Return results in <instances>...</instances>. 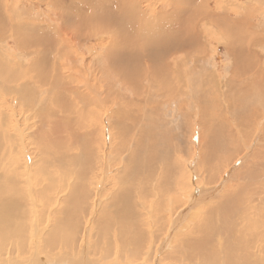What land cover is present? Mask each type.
<instances>
[{
    "label": "rangeland",
    "instance_id": "obj_1",
    "mask_svg": "<svg viewBox=\"0 0 264 264\" xmlns=\"http://www.w3.org/2000/svg\"><path fill=\"white\" fill-rule=\"evenodd\" d=\"M60 1L56 0L59 4L57 3L55 7L51 0H0V22H2V25L0 23V40L4 39L8 44L5 47L4 43L3 45L0 43V64L3 62L1 65L9 66L14 69L16 74L17 68L21 70L18 66H21L22 69L30 68L29 66L34 64L35 58L31 54H26L27 52L24 53L22 51L21 53V50L19 51L16 46V36L27 34L23 37H25V40H30L31 36L28 37L30 34L44 35V38L50 37L43 41L45 43L37 42L39 39L33 43L32 47L29 45L22 48L30 49V52L34 51L36 53L37 51L36 54L40 57L43 56L44 51L49 50L51 54H47L49 65L46 64V67L48 69L53 64V68L51 67L46 72H50V74L51 71L55 73L58 71L61 74L66 72L61 77L58 76L60 75L58 73H53V75H57L56 77L60 79L61 85L67 84V87L60 85L62 89L66 88L65 91L64 89H57L61 91L60 95L62 94L63 98H65L63 105L61 104L62 106L58 108L59 106L57 107V104L51 100L52 94L50 91L52 89L50 91L46 89L47 92L45 88H42L43 84H40L41 87H39L32 82L30 88L37 90L35 94L38 97L37 100L40 101L41 99V106L36 105L37 111H34L31 107L38 102L32 100L29 106L21 105L20 101H18L17 91L22 86L18 85L17 81L12 82L10 78L6 80L4 78L5 73H0V169H3V172L0 171V175L6 173L7 170L9 171V166L4 163L13 162L10 169H14L18 176L15 178V187L19 191V194L13 200H10V203L15 200V203H13L14 207L11 208H8L9 205L4 204L5 201L2 199L5 200L6 198L0 196L2 198L0 199V204L7 206L6 209H3L9 215L7 220L11 221L13 225V220L15 221L16 217H18L17 224L20 223L27 231L24 233L25 236H28L27 234L32 231V225L36 221L35 224L38 230L35 238L36 248L39 254L45 255L49 260L51 259L50 261L56 259L55 261L59 262H55V264H64L61 263L63 260L66 264H73L77 258L73 255L77 245V238L69 247H63L69 242L61 232L60 223L63 226L67 225L63 218L69 219V216L75 219L76 217H85V219L81 218L82 221L84 220L81 228H86L87 231L86 240L89 243V249L86 257L92 264H103L102 262L112 260H118L121 264L125 262H130L129 264H154V262L152 263V258L157 252L156 246L159 247L163 243L168 231L173 236L169 238L168 248L162 251L160 255L162 259L160 258L158 264H220L217 261H211V257L210 261L195 260L193 256L187 254L190 248L182 241L177 242L176 236L182 237L183 234H188L191 231L203 232V230L199 229L202 224L199 219H204L203 216H205L207 211V209L202 210L201 208L210 203L207 201L208 194L206 191H210L220 183L221 186H224L222 192L220 191V195L226 196L231 193L228 197L240 202L241 205L236 208L235 212L241 221L246 219L244 217H256L254 212L243 211L246 207L250 205L253 207V203L259 207L264 206V0H125V6L127 7L128 4L129 9H134L136 12V14L134 13L136 17L134 15L131 16L136 19L134 18L124 23V31H132V28H134L136 32L140 31L139 33H142L141 37L143 39L155 42L156 38L161 36L163 32L167 33V35L176 36L177 42H181L183 39L194 42L191 48H184L178 52L180 55L176 53L173 56L178 57V61L186 63L184 70L188 76L183 73L184 77L180 88L172 91L173 93L166 92L169 94L168 96H165L162 91L156 90L155 87V84L158 83L166 88L164 85L165 75L151 72L150 68L147 67L145 58L139 59L141 73H145L144 80L147 77L153 78L154 83L147 84L143 80L142 93L144 94L138 95L132 90L125 78L121 81L117 65L125 66V64L123 62L120 64V61H112L108 58L113 28L108 29L109 31L102 30L103 35L102 31L91 27L89 29L93 28L92 30L94 31L90 32L87 37H75L76 39L72 46L67 43L63 35H58V31L65 24V20L68 26V23H70V26H75L73 25L74 21H71V15L66 16L65 14L67 9H69L68 3L73 6L78 1L74 0V2L72 0L74 3L71 0ZM67 1L68 3L66 4ZM116 1L113 0L112 5L118 8V3L121 0ZM65 5L67 6L65 7ZM60 8L63 10L60 11ZM80 8L86 7L81 6ZM184 10L187 11L184 12ZM213 13L214 17L212 18ZM224 13H227V16ZM170 17L172 19H169ZM233 18L237 21L234 24H229ZM174 20H177V23ZM181 20L183 21L181 22ZM60 21H64L62 22L63 24ZM160 21L163 23L161 24ZM164 24L168 25L165 26ZM171 25L174 27L172 28ZM157 28L163 30L161 34L157 33L158 36L155 34ZM72 29L74 28L69 30L66 28L67 32H72L68 33V35L73 34L75 29ZM109 32L111 35H109ZM143 34L146 35V38L143 37ZM58 37L63 38V40H57ZM50 41L55 42L50 44ZM237 43L239 44L235 46ZM35 44L37 45L34 48ZM8 47H10V50H7ZM54 47H56L57 52ZM61 48L72 52H69L71 58L68 57V61L60 59L62 57L59 56ZM3 49H6L7 52H4ZM236 49L241 50V55ZM228 51H231L230 54ZM232 51H234V55H232ZM55 52L59 55H56ZM235 52L237 53L236 55ZM21 54H25V56L23 57ZM240 58H242L240 62L236 61ZM99 62L102 63L100 64ZM96 65L99 71L111 72L112 74L109 75H111L112 84H117L119 81L121 84L119 86L125 87L129 94L120 97L119 90H114L112 97L110 96V101L89 107V110L91 109L95 112L90 115L86 113L84 103L77 101V97L86 92L78 81L83 76L90 74L88 76L89 80L93 76L97 78L98 84H94L96 88H99V85L105 86L107 84L106 80H104L105 74H101L102 77L100 74L96 77V74H98ZM101 66L105 69H102ZM60 67H63V69ZM64 67L67 71H62L66 70ZM126 74L131 76L134 72L128 71ZM100 77L101 79L98 80ZM60 81L58 80V82ZM229 85H233L236 89L232 91ZM4 86H7V90L9 88L10 90L13 88L17 89L14 92H6V90H2L5 88ZM181 86H183L182 89ZM73 88L76 94L75 97L69 94L70 90H67L71 89L73 91ZM78 90L82 93L78 94L75 92ZM102 90L101 95H104L106 89ZM39 92H46V94L41 98ZM198 97H207L206 99L210 102L205 104ZM131 100L134 101V104L132 103L128 107L127 103L131 104ZM135 104L139 106L138 111H136L137 106ZM45 108H47V112L43 113L45 121L42 123L43 126H40L42 125L41 122L34 120L32 117L34 114L42 112ZM105 108L109 109L108 116ZM102 110H104V118L99 116ZM59 120L68 125L66 129L68 133L66 131L62 134L60 141L62 145L60 143L52 145V143L44 141L42 135L49 132L51 122ZM150 131L153 132L151 135H149ZM126 132L129 133L127 134ZM138 133L143 134L139 135ZM156 137L158 138L157 143L162 142L158 143L157 146L159 147L160 145V149L162 148L163 152L159 151L166 154V156L160 160V165L157 162L158 164L156 165L155 163L152 167L151 164L148 166L145 163L144 166L137 169L134 166L136 164H133L136 160L134 158L135 155L140 151L139 156L143 158L145 154L143 149L146 148V145L154 148L156 146V143H154ZM55 138L56 136L52 137L54 140ZM11 139H14V141ZM109 144L111 163L109 162L108 168L105 167L108 170L105 177H102L100 170H104L103 165L105 163L102 165L104 158L101 161V155L104 153L105 147V150H108ZM141 144L143 145L142 148L140 147ZM158 155L160 154L158 153ZM82 161H85L86 165L90 164L88 169ZM25 169L27 170L25 171ZM146 169L149 170L147 171ZM23 172L24 175L22 176ZM123 173H127V181H125V174ZM28 175L29 179L27 178ZM98 175L101 177H98ZM142 177H145V179ZM147 177L148 179H146ZM59 180L62 182L59 183ZM63 180L67 181L64 182ZM84 180L88 183H85L86 181ZM67 182L68 184H66ZM129 185L134 188V192L131 188V199L130 196L128 198L132 211L124 215L114 211L111 204L120 195L121 189H128ZM217 187L215 189H218ZM194 188L201 191L198 193L197 190L196 194H194L196 197L199 195L195 199H198V202L194 201L196 202L195 211L200 208V212L191 213L184 217L186 219L183 220L177 231L174 230L173 226L169 228L167 220L170 217L166 211H173L174 209H166L161 203L163 201L167 203L168 201L172 206L176 204L179 208L184 207L187 202L193 200L188 201V196L191 191H195ZM50 189L52 190L51 192ZM77 189L81 190L78 192V197L80 198L77 197L80 202L74 205V209H70L69 207L73 206L72 197L76 194L73 190ZM236 189H243L244 191L238 195ZM122 194L121 196L123 197L124 194ZM194 196L191 195V198H194ZM61 198L65 204H60ZM253 198H256V202L253 201ZM69 200L71 203H68ZM86 204L88 207H86ZM80 206L84 211H79V209L81 210ZM91 210L93 211V218L88 222L87 215ZM111 210L113 217L106 220L111 221L114 226L109 234H103L104 232L101 231L102 225L98 226V218L96 217L98 213V217H100L101 212L109 214ZM73 211L74 214H72ZM182 211L184 209L180 208L179 212ZM46 217L49 218V222L43 226L42 219H46ZM161 217L163 220L159 221ZM258 219L264 221V216L259 215ZM161 221L162 223H160ZM86 222H88L89 226L86 225ZM245 224L243 222L240 226L241 229L245 228L244 230L239 228L238 232H236L237 238L244 237L243 244L248 242L251 247L249 250L257 249L259 240L257 234L248 232L241 236L244 234L243 231L247 229V224L244 226ZM138 234H148V236L142 238L139 242L132 241ZM120 238H124L126 242L128 241V244L132 242V245L124 247L120 243ZM26 240L22 244L27 246L28 240ZM60 248L63 251H60ZM214 250H218L217 255L229 258L223 246H219ZM12 253L20 260H18V262H21L19 264H45L40 260L29 262L27 260L29 253L25 252V254L21 245L15 248ZM7 254L11 253L8 252ZM250 256L251 253L244 249V253L237 260V263L246 264ZM197 257L200 258L199 256ZM48 258H45V261ZM154 259H157V255ZM262 259L264 260V258L257 259L256 264H264ZM3 260H6L5 255H0V261ZM14 260L12 261L14 262ZM178 261L184 262L180 263Z\"/></svg>",
    "mask_w": 264,
    "mask_h": 264
},
{
    "label": "bare ground",
    "instance_id": "obj_2",
    "mask_svg": "<svg viewBox=\"0 0 264 264\" xmlns=\"http://www.w3.org/2000/svg\"><path fill=\"white\" fill-rule=\"evenodd\" d=\"M60 1V0H59ZM65 1V0H64ZM72 1V0H71ZM74 1V0H73ZM72 1V2H73ZM76 1V0H75ZM74 1V2H75ZM78 2H76V4H73V6L71 4L68 3V1L66 2V4L68 3V8L67 9V13L64 14L66 16H70L71 15V21H74V24L75 26H70V23L69 26L66 24V20H65V24H63L62 22L64 21H60L61 24H63L59 29V31L56 29V31H58V35H63V38L67 41V43H70V45L72 46L74 44V40L76 38H83V37H87L89 35L90 32H93L94 30L92 29H89L91 27H94L96 30H99V31H102V30H108V29H111L113 28V33H112V38H110V47L108 49V52H109V56L108 58L112 61H120V64L121 62H123L125 64V66H120V65H117V70L120 72V79L121 81L126 80L127 84L130 85V87L132 88V90H134L138 95H141V94H144L142 93L143 92V87L144 86L142 83H143V80H144V74L145 73H141V68L139 66V59H143L145 58L146 59V63H147V67L150 68L151 72H154L156 74L160 73V74H164L166 79H165V82H164V85L166 88H164L161 84H158L156 83L155 84V87H156V90L158 91H162L163 94L165 96H168L169 92L171 93L172 91L174 90H178L180 88V84H182V78L184 77L183 76V73L184 75H187V72L184 70V68L186 67V63H184L183 61H178L177 58L178 57H173L176 53L177 55H180L178 54L179 51L183 50L184 48H191L192 45H194V42L193 41H190V40H185L183 39V41L181 42H177L176 41V36H173V35H167V33L163 32V30H159V28H157L155 30V34L156 36L157 33L159 32L160 34L163 32V34L161 36H158L156 39V42L155 41H152V40H149V39H143L141 37L142 33H139V32H136L134 28H132V31H124V23L128 22L129 20H132L134 19L136 16L134 15V13L136 14V12L134 11V9H129V6L127 4V7L125 6L126 2L125 0H121L117 8L114 7L112 4V1L111 0H77ZM116 1V0H115ZM255 1V0H254ZM40 2V1H39ZM48 2V1H47ZM52 4L56 7L57 3L56 0H51ZM61 2V1H60ZM63 2V1H62ZM118 2V0L116 1ZM123 2V4H122ZM130 2V1H129ZM135 2V1H134ZM189 2V1H188ZM6 3V1H5ZM21 3V2H20ZM49 3V2H48ZM115 3V2H114ZM59 4V3H58ZM117 4V3H116ZM77 5H81L83 7H86V8H80L81 6H77ZM187 5V4H186ZM193 5V3H192ZM48 6V5H47ZM67 5H65L66 7ZM61 7V6H60ZM64 8V7H63ZM54 9V8H53ZM66 9V8H65ZM192 9V8H191ZM63 10L60 8V11ZM188 10V9H187ZM187 10H184L187 11ZM190 11V10H188ZM237 11V10H236ZM8 12V11H7ZM191 12V11H190ZM198 12V11H197ZM3 13V12H2ZM60 13V12H59ZM173 13V12H172ZM223 13V12H222ZM61 14V13H60ZM226 16H227V13H224ZM58 15V14H57ZM135 16L134 18H132L131 16ZM224 15V16H225ZM60 16V15H59ZM138 16V15H137ZM140 16H143V15H140ZM176 16V15H175ZM38 17V16H37ZM58 17V16H57ZM139 17V16H138ZM172 17V16H171ZM169 18V19H172V18ZM214 17V13H213V16L212 18ZM235 17V16H234ZM59 18V17H58ZM63 18V17H62ZM74 20H73V19ZM141 18V17H140ZM144 18V17H143ZM142 18V19H143ZM146 18V17H145ZM190 18V17H189ZM8 19V18H7ZM136 19V18H135ZM184 19V18H183ZM50 20V19H49ZM161 20H163L161 18ZM229 20V19H228ZM232 21L229 22V24H234L237 20H235L234 18L231 19ZM2 21V20H1ZM4 21V20H3ZM15 21V20H14ZM43 21V20H42ZM134 21V20H133ZM132 21V22H133ZM165 21V20H164ZM172 21V20H171ZM177 20H174V22H176ZM183 20H181L182 22ZM167 22V21H166ZM165 22V23H166ZM180 22V21H179ZM1 25H2V22H0ZM38 23V22H37ZM59 23V21H58ZM161 23V21H160ZM163 23V22H162ZM161 23V24H162ZM168 23V22H167ZM177 23V22H176ZM131 24V22H130ZM134 24V22H133ZM171 24V23H170ZM0 25V26H1ZM48 25V24H47ZM115 25V26H114ZM165 25V24H164ZM168 25V24H166ZM165 25V26H166ZM174 25V24H173ZM136 26V25H135ZM164 26V27H165ZM172 26V25H171ZM175 26V25H174ZM172 26V28L174 27ZM4 27V26H3ZM63 27V28H62ZM162 27V28H164ZM5 28V27H4ZM12 28V27H11ZM66 28L71 29V28H74L75 31L73 32L72 35H68V33L70 32H67L66 31ZM166 28V27H165ZM164 28V29H165ZM72 29V30H74ZM84 29V31H82ZM139 29V28H138ZM143 29V28H142ZM146 29V28H144ZM168 29V27H167ZM170 29V28H169ZM252 29H254L252 27ZM1 30V29H0ZM5 30V29H4ZM176 30V29H175ZM109 31V30H108ZM173 31V30H172ZM111 32V30H110ZM109 32V33H110ZM32 33V32H31ZM56 33V32H55ZM72 33V32H71ZM103 34V31L101 32ZM106 33V32H105ZM148 33V32H147ZM178 33V32H177ZM195 33V32H194ZM29 34V33H28ZM54 34V33H53ZM176 34V33H175ZM196 34V33H195ZM240 34V33H239ZM27 35V34H25ZM25 35H17L16 36V46L19 48V51L22 53V51L25 53L27 52L26 54H31L34 56L35 58V62H33L34 64H31L28 68V69H22L21 66H18L20 67L21 70H18L17 68V74L16 72H14V69H11L9 66H5V65H1L3 62H1L0 64V73H5V79L8 80L9 78L12 79V82H15L17 81L18 82V85L22 86L21 88H18V97H19V100L21 105H26V106H29L31 105L32 103V100H34L35 102H38L37 104H34V106L32 105L31 109L34 110V111H37L36 109V105H40L41 104V99L40 101L37 100L38 97H36L37 95L36 92L37 90H32L30 88V86L32 85V82L36 83L39 87H41V85L43 84V87L42 88H45L48 89L49 91L52 89L51 94H52V98L51 100H53L56 104H57V107L60 108V106L63 105L64 101H65V98H63L62 94L60 95V90H57V89H61L65 91L66 88H63L62 87H67V84L65 85L64 84H60L61 81L58 77L54 76L53 73L55 72H52L51 71V74L50 72H46V70L50 69L51 67L53 68V64L50 66V68L47 69L46 67V64H48L47 61H49L47 58V54L50 53L49 50L47 51H44V54L43 56H39L36 51V53L33 51V52H30V49H25V48H22V47H25V46H29L32 47L33 43L36 42H43V41H46L47 39H49L50 37H46L44 38L42 35H37V34H30L28 37L31 36V39L30 40H25L23 36ZM84 35V36H83ZM96 35V33H95ZM98 35V33H97ZM104 35V34H103ZM111 35V33L109 34ZM178 35V34H177ZM2 36V35H1ZM51 36V35H50ZM55 36V35H54ZM108 36V35H107ZM193 36V35H192ZM224 36V35H223ZM240 36V35H239ZM76 37V38H75ZM143 37L146 38V35L143 34ZM182 37V36H181ZM242 37V36H241ZM18 38V39H17ZM63 38H60L58 37L57 40L59 41H62ZM150 38V37H149ZM159 38V39H158ZM205 38V37H204ZM182 39V38H181ZM189 39V38H188ZM219 39H221L219 37ZM226 40V39H225ZM224 41V40H223ZM236 41V40H235ZM239 41V40H238ZM51 42V43H50ZM49 43L52 44V42H55V41H50ZM249 42H251L249 40ZM248 42V43H249ZM0 43L3 45H5V47L8 45L7 42L3 40H0ZM45 43V42H43ZM193 43V44H192ZM241 43V42H240ZM252 43V42H251ZM255 43V42H254ZM61 44V42H60ZM239 43H237L235 46H237ZM250 44V43H249ZM37 44H35L33 47L35 48ZM58 45V44H57ZM62 45V44H61ZM70 45H67V46H70ZM252 45V44H251ZM51 46V45H50ZM59 46V45H58ZM66 46V47H67ZM234 46V47H235ZM243 46V44H242ZM250 46V45H249ZM2 47V46H1ZM49 47V46H48ZM65 47V48H66ZM76 47V46H75ZM41 48V47H40ZM56 47H54L55 49ZM238 48V47H237ZM243 48V47H242ZM1 49V48H0ZM46 49V48H45ZM44 49V50H45ZM58 49V47H57ZM68 49V48H67ZM239 49V48H238ZM254 49V48H252ZM4 50V49H3ZM7 50H10V47L7 48ZM7 50L5 49L4 52H7ZM56 50V49H55ZM73 50V49H72ZM237 50V49H236ZM244 50V49H243ZM1 51V50H0ZM43 51V50H42ZM59 51V50H58ZM61 53L60 55L57 54V50L55 52L56 55H59V56H62L60 57V59H64V60H69L68 57H70V50L69 51H66V50H63L62 48L60 49ZM203 51V50H202ZM239 52V54L241 53V50H237ZM236 51V52H237ZM2 52V53H4ZM70 52V53H69ZM76 52V51H75ZM148 52V53H147ZM184 52V51H183ZM186 52V51H185ZM204 52V51H203ZM229 52V51H228ZM231 52V51H230ZM229 52V54H230ZM234 55V51H232ZM235 52V55L237 54ZM91 53V52H89ZM18 54H20L18 52ZM51 54V53H50ZM73 54H74V51H73ZM146 54V55H145ZM204 54V53H203ZM202 54V55H203ZM5 55V54H4ZM10 55V54H9ZM23 55V57L25 56V54H21ZM84 55V54H83ZM231 55V57H232ZM241 55V54H240ZM2 56V55H1ZM74 56V55H73ZM88 56V55H87ZM92 56V55H91ZM6 57V56H5ZM27 57V56H26ZM29 57V55H28ZM83 57V56H82ZM86 57V56H85ZM203 57V56H202ZM247 57V56H246ZM31 58V57H30ZM71 58V57H70ZM79 58V57H78ZM187 59V57H185ZM82 59V58H81ZM235 59V58H233ZM242 58L236 60V61H241ZM210 60V59H209ZM250 61H252L251 59H249ZM2 61V60H1ZM61 61V60H60ZM79 61V60H78ZM26 62V61H25ZM59 62V61H58ZM75 62V61H74ZM81 62V61H80ZM84 62V61H83ZM82 62V64H83ZM103 62V61H102ZM102 62H99L100 64ZM238 62V63H239ZM24 63V62H23ZM50 63V62H49ZM97 63V62H96ZM211 63V61H210ZM17 64V63H16ZM15 64V65H16ZM25 64V63H24ZM58 64V63H57ZM73 64V63H72ZM141 64V63H140ZM156 64V65H155ZM19 65V64H18ZM22 65V64H21ZM60 65V64H59ZM63 65V64H62ZM67 65V64H66ZM80 65V64H79ZM88 65V64H86ZM94 65V64H93ZM204 65V63H203ZM23 66V65H22ZM78 66V65H76ZM99 66V64H98ZM98 66L96 65V67L98 68ZM104 66V65H103ZM120 66V67H118ZM56 67V65H55ZM100 67V66H99ZM112 67V66H111ZM13 68V66H12ZM25 68V67H24ZM57 68V67H56ZM61 69H63V67H60ZM59 68V69H60ZM65 68V67H64ZM73 68V67H72ZM85 68V66H84ZM102 69H105L104 67L101 66ZM100 68V69H101ZM202 68V66H201ZM248 68V66H247ZM66 69V68H65ZM101 69V70H102ZM204 69V67H203ZM9 73H7V71ZM55 70V69H54ZM70 70V69H69ZM68 70V72H70ZM73 70V69H72ZM78 70V69H77ZM81 70V69H80ZM79 70V71H80ZM199 70V69H198ZM246 70V69H245ZM57 71V69H56ZM61 71V70H60ZM62 71H67L66 70H62ZM88 71V70H87ZM103 71V70H102ZM102 71H99V68H98V74H96V77H98L97 75H101V74H105L104 77L106 80V85L105 86H101L99 85V88L95 87L94 84H98L97 82V78H95L94 76L91 78L90 77V80H92L90 82L89 80V75L87 76H81L82 79L80 78V80L78 81V83H80L81 87H84V90H86L85 93H82L81 91H75L77 92L78 94L82 93L79 97H77V101H79L80 103H84L83 105L85 106L84 108H86V113H89L90 115L92 113H95L93 112L91 109L89 110V107L91 106H95V105H98L100 103H105L110 101V96L112 97L113 93H114V90H119V96L122 97L124 95H128L129 93L127 92V89L125 87H122V86H119V79L117 80L118 83L117 84H112L111 82V78L109 74H112L111 72L107 73V72H102ZM128 71H133L134 74L129 76L127 75L126 73ZM86 72V71H85ZM200 72V70H199ZM58 73V71L56 72ZM55 73V74H56ZM63 73V72H62ZM66 72H64L65 74ZM89 73V71H88ZM93 73V72H92ZM123 73V74H122ZM49 74V75H48ZM61 77V75H64V74H61V73H58ZM69 74V73H68ZM67 74V75H68ZM84 74V73H83ZM87 74V73H86ZM2 75V74H1ZM27 75H29V77H27ZM66 75V76H67ZM92 75V74H91ZM113 76V75H112ZM129 76V77H128ZM219 76V75H218ZM48 77V78H47ZM63 77V76H62ZM102 77V75H101ZM98 78V80L101 79ZM209 77V76H208ZM3 78V77H2ZM65 78V77H63ZM213 78V77H212ZM68 79V78H67ZM210 79V78H209ZM20 80H22V82H20ZM32 80V81H31ZM58 80L60 82H58ZM62 80V79H61ZM4 81V80H3ZM31 81V82H30ZM146 81L147 84L151 83L153 84L154 82V79L153 78H148L146 80H144V82ZM204 81H207V80H204ZM68 82V81H67ZM94 82V83H93ZM210 82V81H209ZM224 82V81H223ZM230 82V81H229ZM228 82V83H229ZM263 82V81H262ZM1 83V82H0ZM20 83V84H19ZM100 83V82H99ZM218 83V82H217ZM227 83V82H226ZM231 83V82H230ZM229 83V84H230ZM41 84V85H40ZM70 84V83H69ZM68 84V85H69ZM105 84V83H104ZM210 84V83H209ZM213 84V83H212ZM232 84V83H231ZM261 84V83H260ZM11 85V84H10ZM9 85V87H10ZM17 85V84H16ZM62 87H61V86ZM76 85V84H75ZM121 85V84H120ZM234 85V84H233ZM230 86L229 88L234 91L236 88ZM70 86V85H69ZM72 86V85H71ZM77 86V85H76ZM79 86V85H78ZM5 87V86H4ZM8 87V88H9ZM14 87H15V84H14ZM47 87V88H46ZM183 86H181V89H182ZM188 87V86H187ZM198 87V85H197ZM213 87V86H212ZM215 87V86H214ZM7 86L2 89V90H6V92H14L17 88H13L12 90H7L6 89ZM42 88H40L42 90ZM50 88V89H49ZM78 88V87H77ZM36 89V88H35ZM76 89V88H75ZM83 89V88H82ZM102 89H106V92L104 95H101L103 90ZM186 89V88H185ZM213 89V88H212ZM67 90H70L69 94H72L71 96L75 97V93H74V88H73V91H71V89H67ZM40 91V90H39ZM47 91V90H46ZM63 91V92H64ZM150 91V90H149ZM239 91V90H238ZM48 92V91H47ZM168 92V93H166ZM204 92V91H203ZM237 92V91H236ZM40 95H41V98L46 94V92H39ZM67 93V92H66ZM146 93V91H145ZM173 93V92H172ZM178 93V92H176ZM198 93V92H197ZM235 93V92H234ZM240 93V92H239ZM49 94V95H51ZM74 94V95H73ZM150 94V93H149ZM162 94V93H161ZM241 94V93H240ZM102 97H101V96ZM236 95V94H235ZM6 97V96H5ZM135 97H136V94H135ZM145 97V96H144ZM158 97V96H157ZM172 97V96H170ZM191 97V96H190ZM241 97V96H240ZM14 98V97H13ZM119 98V97H118ZM174 98V97H173ZM199 98V97H198ZM197 98V99H198ZM207 98V97H206ZM205 97H201L199 99H201V102H205V104L208 102V100L206 99ZM239 98V97H238ZM2 99V98H1ZM10 99V97H9ZM18 99V98H17ZM124 99V98H123ZM144 99V98H142ZM141 99V100H142ZM160 99V98H158ZM182 99V98H181ZM191 99V98H190ZM195 99V98H194ZM14 101V99H12ZM46 100V99H45ZM129 100V99H128ZM134 100V99H133ZM173 100V99H171ZM184 100V99H183ZM249 100V99H247ZM119 101V100H118ZM124 101V100H123ZM122 101V102H123ZM132 101V100H131ZM130 101V102H131ZM144 101V100H143ZM161 101V100H160ZM159 101V103H160ZM170 101V100H169ZM174 101V100H173ZM30 102V104H29ZM47 102V101H46ZM50 102V101H49ZM134 101L131 102V104L127 103L128 107L132 105ZM136 102V101H135ZM188 102V101H187ZM196 102V101H195ZM210 102V101H209ZM208 102V103H209ZM212 102V101H211ZM260 102V101H259ZM264 102V101H263ZM19 103V104H20ZM45 103V102H44ZM43 103V104H44ZM118 103V102H117ZM142 103V102H141ZM140 103V105H141ZM175 103V101H174ZM18 104V106H19ZM47 104V103H46ZM62 104V105H61ZM113 104V103H112ZM134 104V103H133ZM137 104V103H136ZM135 104V105H136ZM139 104V103H138ZM164 104V103H162ZM45 105V104H44ZM43 105V106H44ZM114 105V104H113ZM161 105V104H160ZM166 105V104H165ZM41 106V105H40ZM122 106V105H121ZM137 106V105H136ZM147 106V105H146ZM145 106V108H146ZM65 107V106H64ZM142 107V106H141ZM20 108V107H19ZM63 108V107H62ZM126 108V107H125ZM136 111L139 110V106L136 107ZM206 108V107H205ZM23 109V108H22ZM107 110V116L109 115V109L108 108H105ZM121 109V108H119ZM15 110V109H14ZM40 110V109H39ZM57 110V109H56ZM123 110V109H122ZM142 110V109H141ZM147 110V109H146ZM19 111V110H18ZM30 111V109H29ZM15 112V111H14ZM44 112H47V108L43 109L42 112L38 113V114H34V116L32 117L34 120H38L39 122L44 123V116H43V113ZM102 113V115H101ZM126 113V112H125ZM83 114V113H82ZM120 114V113H118ZM23 115V114H22ZM139 115V114H138ZM137 115V116H138ZM99 116H103L104 118V110H102L100 113H99ZM150 116V115H149ZM203 117V116H202ZM28 118V117H27ZM48 118V117H47ZM10 119V118H9ZM64 119V118H63ZM66 119V117H65ZM138 120V119H137ZM46 125V124H45ZM143 125V124H142ZM40 126H43L40 125ZM1 127V126H0ZM48 127V126H46ZM67 127L68 125H66V123L64 124L63 121H57V122H51V125L49 126V132L48 133H44L42 135L44 141L48 142V143H52L53 144H56V143H60L61 144V137H62V134L64 132H66L67 130ZM6 130V129H5ZM19 132H21V130H18ZM109 132V131H108ZM23 133V132H21ZM20 133V134H21ZM68 133V131H67ZM127 133V132H126ZM129 133V132H128ZM127 133V134H128ZM148 133V132H147ZM153 132L150 131L149 135H151ZM139 134V133H138ZM143 133L139 134V135H142ZM16 136V135H15ZM56 136L55 140L52 139V137ZM71 136V135H70ZM152 137V136H151ZM150 137V138H151ZM211 137V136H210ZM8 138V137H7ZM147 138V137H146ZM116 139V138H115ZM160 139V138H159ZM12 140V139H11ZM158 140V138L156 137L154 139V143H156V146L154 148H150V147H147L146 145L145 149H143L144 151V156L143 158L141 156H139L140 154V151L135 155V161L133 162V164H136L134 166H136L137 169H140L142 166H144L145 163H147V165L149 166L150 164L153 165L156 163V165L158 164L157 162H159V165H160V160L163 159L166 154H163L161 153V149H160V145L159 147L157 146L158 143H162V142H156ZM14 141V139L12 140ZM66 142V141H65ZM19 145V144H18ZM17 145V146H18ZM48 145V144H47ZM62 145V144H61ZM20 146V145H19ZM44 146V145H43ZM105 146H107L105 144ZM57 147V146H56ZM60 147V145H59ZM104 147V146H103ZM140 147L142 148L143 145L141 144ZM21 148V146H20ZM23 148V147H22ZM24 149V148H23ZM106 147L104 148V153H102L101 155V161L103 160L104 158V161H102V165L104 166V170H100V174H102V177L104 176L105 177V174H106V171L108 170V166H109V162H110V144L108 146V150H105ZM219 149V148H218ZM161 150V151H159ZM21 151V150H19ZM23 152V150H22ZM68 152V151H67ZM163 152V151H162ZM21 153V152H20ZM158 153L160 155H158ZM27 154V153H26ZM26 157V156H25ZM28 157V156H27ZM54 157V156H53ZM120 157V156H119ZM73 158V157H72ZM121 158V157H120ZM133 158V159H134ZM2 159V158H1ZM28 159V158H27ZM90 159V157H89ZM9 160V159H8ZM6 160V161H8ZM75 160V159H74ZM5 161V162H6ZM11 161V160H10ZM133 161V160H132ZM60 162V161H59ZM83 164L85 163V161H82ZM89 162H91L89 160ZM13 162H6L4 164L8 165L9 166V171L7 170L6 173H3L2 175H0V196H3L5 197L6 199L9 198L8 200H4L2 198L4 202V204L6 205H9L8 208L10 207H14L13 206V203H15V200L13 202L10 203V200L17 196L19 193L18 189L15 187V178H17L18 176L16 175V173L14 172L15 170L13 169H10L11 168V165H12ZM111 163V162H110ZM82 164V165H83ZM87 163H85L86 165ZM132 164V163H131ZM81 165V166H82ZM89 165H86L85 167L88 169L89 168ZM155 165V166H156ZM162 165V163H161ZM7 167V166H6ZM68 167V166H67ZM66 167V169H67ZM102 167V166H101ZM107 167V168H105ZM116 167V166H115ZM148 168V167H147ZM24 169V167H23ZM92 169V168H91ZM100 169V168H99ZM151 169V168H150ZM27 169H25L26 171ZM59 170V169H58ZM65 170V169H64ZM111 170V169H110ZM147 170V169H146ZM149 170V169H148ZM147 170V171H148ZM0 171L3 172V169H0ZM24 171V170H23ZM91 171V170H89ZM88 171V172H89ZM143 172H145L143 170ZM150 172V171H149ZM109 173V172H108ZM129 173V172H128ZM77 174V173H76ZM125 174V173H123ZM24 175V172L22 173V176ZM86 175V174H85ZM84 175V176H85ZM139 175V174H138ZM142 175V174H141ZM140 175V176H141ZM26 177V176H25ZM63 177V176H62ZM81 177V176H80ZM87 177V176H86ZM97 177V176H96ZM98 177H101L100 175H98ZM27 178L29 179V175L27 176ZM68 178V177H67ZM66 178V179H67ZM123 178V177H122ZM145 179V177H142ZM141 178V180H142ZM3 179V180H2ZM60 179V178H59ZM64 179V178H63ZM80 179V178H78ZM77 179V181H79ZM86 179V178H85ZM101 179V178H100ZM125 181H127V173L125 174V177H124ZM148 179V177L146 178ZM155 179V178H154ZM58 180V179H57ZM83 180V179H81ZM80 180V181H81ZM88 180V179H87ZM123 180V179H122ZM24 181V180H23ZM54 181V180H53ZM64 182H66L65 180H63ZM86 181V180H84ZM95 181V180H94ZM124 181V182H125ZM207 181H209L207 179ZM62 182L59 180V183ZM83 182V181H82ZM102 182V181H101ZM99 182V183H101ZM123 182V181H121ZM85 183H88L87 181ZM96 183V182H95ZM98 183V181H97ZM136 183V182H135ZM134 183V184H135ZM57 184V183H56ZM65 184V183H64ZM68 184V182L66 183ZM79 184V183H78ZM102 184V183H101ZM124 184V183H123ZM221 184V183H220ZM216 185L218 186L217 188L218 189H215V187L213 189H211L210 191L207 190V201L210 202L209 205L207 206H204L203 208H201L202 210L203 209H207L206 213H205V216L204 219L200 218V222H202L201 224V227L199 229L203 230V232H193L191 231L190 233L188 234H183L182 237H177V242L178 241H182L187 247H189L190 249L187 251V254L189 256H193L195 260H202V261H210V257H211V261H217L219 262L220 264L224 263V264H238L237 263V260L240 259L244 253V249L245 250H248V252L251 253V256L249 258L248 261H246V264H256V261L257 259L259 260V258H264V221H260L258 219L259 215L260 216H264V206L263 207H259L258 205H254V203L252 204L253 207L248 206L246 207L245 209H243V211H247L248 213H256V217H244L246 218L245 220L241 221L238 217V214L235 212L236 208H238L241 204L239 201L237 200H234L233 198H229L228 196L231 195L228 194L226 196H223V195H220V191L222 192V189L224 186H221V185ZM70 185V184H69ZM85 186V185H84ZM99 186V185H98ZM127 186V185H126ZM59 187V185H58ZM77 187V186H76ZM129 188L128 189H125V188H122L121 191H120V195L115 199V201L111 204L112 206V209L120 214H124V215H127L129 214L131 211H132V207H131V204L128 203V198L130 196V192H131V188H132V185H129L128 186ZM60 188V187H59ZM68 188V187H67ZM96 188V187H94ZM127 188V187H126ZM196 188V187H195ZM194 188V189H195ZM48 189V188H47ZM55 189V188H54ZM134 188H132L133 190ZM202 189V188H201ZM49 190V189H48ZM53 190V188H52ZM50 189V192L52 191ZM198 190V193H199V189ZM197 190L195 189V191H191L190 192V195L188 196V201L190 202H187V204L184 205V207H180L182 209H184V211L182 212H179V207L175 204V205H171V203H164V201L161 203L164 208L168 209V208H173L174 210L173 211H166L169 213V219L167 220L168 222V225H169V228L170 226H173L174 230L177 231L179 226L181 225V223L183 222L184 217H186L187 215L191 214V213H196V212H200V208L197 209L195 211V207H196V202H198L197 200H195L196 198H198V196H194V194H196ZM75 191V195L72 197V202H73V206L72 207H69L70 209L73 208L74 209V205L77 203V202H80V200L78 198V192H80L81 190H73ZM244 190L243 189H236V193L238 195L242 194ZM83 192V191H82ZM134 192V190H133ZM201 192V191H200ZM87 194V192H85ZM124 194V196L122 197L121 194ZM132 193V192H131ZM205 193V192H204ZM90 195V193H88ZM94 194V193H93ZM122 194V195H123ZM141 194V192H140ZM132 195V194H131ZM134 195V194H133ZM191 195L194 196V198H191ZM44 196H46L44 194ZM140 196V195H139ZM78 197V198H77ZM132 196H130V199H131ZM136 197V196H135ZM46 198V197H45ZM82 198V197H81ZM123 198V199H121ZM142 198V197H141ZM57 199V198H56ZM60 199V198H59ZM62 199V198H61ZM133 199V198H132ZM50 200V198H49ZM196 202H195V201ZM1 201V200H0ZM60 202V200H58ZM93 201V199H92ZM95 201V200H94ZM253 201L256 202V198H253ZM85 202V201H84ZM96 202V201H95ZM239 202V204H238ZM19 203V202H18ZM68 203H71L70 200L68 201ZM94 203V202H93ZM98 203V202H97ZM60 204H65V202L63 201V199L61 200ZM81 205H83L82 203H79ZM106 204V203H105ZM184 204V203H183ZM6 205H1L0 204V255H5V259L6 260H3V261H0V264H19L21 262H18V258H16L14 256V254L12 253V251L15 249V248H18L20 245L23 246L24 248V253H29V257H28V261L29 262H32L33 260H40L41 262L45 263V264H55V261L56 259H53V261H50L48 257H45L42 256L41 254H39V251L38 249L36 248V234L38 232L37 230V227H36V224L34 222V225H32V231L29 232L27 235L28 236H25L24 233L27 232L25 231L26 229L20 224L18 223L17 224V221H18V217H16V220L14 221L13 220V225H12V222L7 220L8 218V214L3 211V209H6L7 206ZM48 205V204H47ZM68 206V205H67ZM84 206H85V203H84ZM83 206V208H84ZM78 207V206H77ZM81 207V206H80ZM86 207L87 204H86ZM94 207V206H93ZM151 207V206H150ZM109 208V207H108ZM87 209V208H85ZM90 209V208H89ZM150 209V208H149ZM56 210V209H55ZM67 210V209H66ZM76 210V208H75ZM78 210V208H77ZM101 210V209H100ZM64 211V210H62ZM69 211V210H67ZM66 211V212H67ZM79 211H84L82 210V207H81V210L79 209ZM88 211V210H87ZM10 212V211H9ZM16 212V211H15ZM59 212V211H58ZM86 212V210H85ZM69 213V212H68ZM71 213V212H70ZM164 213V212H163ZM10 214V213H9ZM67 214V213H66ZM74 214V211L73 213ZM92 214H93V211L91 210V212L88 213V222H90L91 218L92 217ZM59 215V214H58ZM62 215V214H61ZM81 215V213H80ZM99 215V213H98ZM97 217L98 218V226L101 224L102 225V229L101 231L104 232L103 234H109L112 230V227L114 226L111 221L109 220H106V219H110L113 217V214H112V210L110 211L109 214H107L106 212H101V216L100 217ZM35 216V215H34ZM65 216V215H63ZM74 216V215H73ZM83 216V215H82ZM94 216V215H93ZM25 217V216H24ZM163 217V216H162ZM162 217L159 219L160 220H163ZM34 218V217H33ZM82 218V217H81ZM80 217H76V219L72 216H69V219H66V218H63V220L65 221V223H67V225L63 226L61 223H60V228H61V232L63 234V236L67 239V241L69 242L68 244L64 245L63 247H69L70 245H72V243L75 241L76 239V247L74 249V256H76L77 258L75 259V261L73 262V264H92L91 261L87 259L86 257V254H87V251L89 249V243L87 242L86 240V228H81L84 220L82 221V219L85 217L83 216V218L81 219ZM165 218V217H164ZM60 219V218H59ZM181 219V220H179ZM251 219V220H250ZM62 220V221H63ZM61 221V220H60ZM63 221V223H64ZM68 221H70V223H68ZM49 222V218L46 217V219H42V225L45 226L47 223ZM88 222H86V225H88ZM237 222V223H236ZM246 223L247 224V229L244 232V234H242L241 236L245 235L246 233L248 232H252L254 234H257L258 236V248H254L252 250H249L251 247L249 246L248 242H244L243 244V240H244V237L240 238L238 237L237 238V233L240 226L242 225V223ZM162 223V221L160 222ZM246 224L244 226H246ZM70 225V226H69ZM252 225V226H251ZM31 228V227H30ZM168 228V229H169ZM241 229V228H240ZM245 229V228H244ZM243 228L241 230H244ZM182 235V234H180ZM148 236V234H138L136 235L132 241H135V242H139L142 238H146ZM172 233L171 232H167V236L166 238L163 239V243L161 245H159V247L156 246V254L152 255V263L154 262V264H158L160 261V255L162 254V251L164 249H167L168 248V243H169V238H172ZM28 240V245H24L22 243H25V240ZM120 243L123 244L124 247H130L132 245V242H129L130 244H128V241L126 242V240L124 238H120ZM219 239V241H218ZM26 240V241H27ZM117 242V241H116ZM219 246H223L228 255H229V258L228 257H221L220 255H217V251L218 250H214L215 248L219 247ZM62 247V248H63ZM22 248V247H21ZM62 248H60L59 250L61 251ZM23 250V249H22ZM63 251V250H62ZM11 253V254H7V253ZM155 252V251H154ZM18 253V252H17ZM25 253V254H26ZM61 253V252H60ZM49 254L51 255V253L49 252ZM16 255V253H15ZM62 255V254H61ZM64 255V253H63ZM147 255V254H146ZM157 255V259H154ZM53 256V255H52ZM149 256V255H148ZM197 256H199L200 258H198ZM147 257V256H146ZM15 258V260H14ZM45 258H48L47 261H45ZM58 258V257H57ZM148 258V257H147ZM150 258H151V255H150ZM167 258V257H166ZM170 258V257H169ZM17 259V260H16ZM162 259V258H161ZM14 260V262L12 261ZM49 260V261H48ZM145 260V258H144ZM151 260V259H150ZM263 260V259H262ZM20 261V260H19ZM62 261V260H61ZM60 261V262H61ZM72 261V260H71ZM90 262V263H89ZM93 262V261H92ZM149 262V261H147ZM180 263L184 262V261H178ZM262 262V261H261ZM264 262V260H263ZM59 263V262H57ZM61 263H65V261L63 260V262ZM103 264H121L118 260H112V261H107V262H102ZM130 262H125L124 264H129ZM144 263V262H143ZM136 264V263H134ZM149 264V263H148Z\"/></svg>",
    "mask_w": 264,
    "mask_h": 264
}]
</instances>
